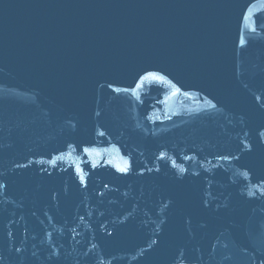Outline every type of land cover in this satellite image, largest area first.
I'll use <instances>...</instances> for the list:
<instances>
[{
	"label": "water",
	"instance_id": "obj_1",
	"mask_svg": "<svg viewBox=\"0 0 264 264\" xmlns=\"http://www.w3.org/2000/svg\"><path fill=\"white\" fill-rule=\"evenodd\" d=\"M0 264H264V0H0Z\"/></svg>",
	"mask_w": 264,
	"mask_h": 264
}]
</instances>
